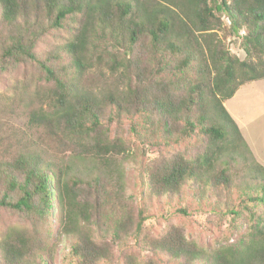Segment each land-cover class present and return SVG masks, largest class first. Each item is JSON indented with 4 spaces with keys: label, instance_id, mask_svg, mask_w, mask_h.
I'll use <instances>...</instances> for the list:
<instances>
[{
    "label": "trees",
    "instance_id": "1",
    "mask_svg": "<svg viewBox=\"0 0 264 264\" xmlns=\"http://www.w3.org/2000/svg\"><path fill=\"white\" fill-rule=\"evenodd\" d=\"M68 17L75 29L58 52L69 59L56 73L36 58L33 47L48 28L62 27ZM224 27L240 39L243 58L218 38ZM0 30V67L35 60L51 81L41 93L45 107L30 112L28 125L41 127L59 145H69L71 155L107 165L108 157L127 154L120 138H109L101 120L110 107L108 118L122 113L141 117L142 133L134 122L130 126L141 143L155 145L158 137L169 145L194 134L204 140L200 151L174 150L151 162L145 174L151 193L176 196L190 181L216 195L230 190V165L214 171L215 164L224 155L243 158L242 135L223 103L242 84L264 78V0H0ZM106 36L111 51L103 41ZM103 65L112 72L123 69L125 90H108L98 98L82 82L89 69ZM10 148L8 144L1 155L8 156L0 157V206L24 214L32 227L12 225L0 234V264H49L52 251L47 252V236L38 225L54 205L57 236L72 239L75 264H114L118 257L122 260L117 264H155L152 255L143 258L134 251L129 240L182 264H210L206 251L186 239L179 226L170 225L154 238L143 234V210L135 217L124 196H118L120 168L113 202L114 191L105 189L100 177H68L70 168L56 166L45 153ZM251 169L262 183L259 193L256 182L245 185L256 192L247 200L264 204V167ZM106 203H111L107 210ZM249 211L252 242L264 255V219ZM223 251H216L219 264L241 263L239 247Z\"/></svg>",
    "mask_w": 264,
    "mask_h": 264
},
{
    "label": "rangeland",
    "instance_id": "2",
    "mask_svg": "<svg viewBox=\"0 0 264 264\" xmlns=\"http://www.w3.org/2000/svg\"><path fill=\"white\" fill-rule=\"evenodd\" d=\"M74 27L75 23L68 17L62 27L48 28L34 44L33 52L36 58L50 66L56 73L69 59L66 54L58 52V46L70 38ZM217 35L231 53L240 58L244 57L239 46V38L226 33L225 27L218 30ZM103 41L110 50L108 36ZM143 41L145 42L141 39V42ZM123 74L124 71L120 67L112 72L104 65L95 66L86 72V81L82 84L92 89L98 98H102L108 90L116 89L117 92L125 90ZM50 83L46 73L35 60L5 63V67H0V157L8 156H1L8 144L11 147L9 150L12 151L30 150L45 153L48 160L56 166L66 165L70 168L68 177L74 176L83 180L100 177L106 183L105 189L114 191L113 202L117 201L118 188L114 184L118 179L116 169L120 168L123 185L118 196H124L135 217L137 211L143 210L144 235L154 238L163 235L170 225H176L182 229L186 239L195 242L206 251L204 257L210 264H219L218 257V260L215 257L216 251H223L224 247H239L240 264H264V255L258 253L261 246L252 242L254 235L251 231L254 222L249 215L251 210L264 219V204L248 201L247 197L255 196L256 192L247 190L245 186L256 182L255 190L259 193L258 184L262 183L260 179H254L251 168L257 164L264 167V78L242 84L235 94L223 103L242 135L239 148L243 158L230 160L224 155L215 164L214 171L225 164L230 165L232 175L230 190L216 195L208 186L190 181L183 185L178 195L171 197L157 196L150 192L145 179L146 169L151 162L167 152L184 150L190 154L200 151L204 145L200 135L182 137L178 141H171L169 145L164 144L158 137L155 145L149 141L141 143L130 129L134 122L136 131L143 132L139 127L141 117L137 114L122 113L119 117L109 116V119L107 116L109 113L111 115L109 107L105 118L101 120L108 126L109 138H120L124 147L128 149L127 154L108 157L107 165H101L92 158L73 156L69 152V145H59L51 140L41 127H32L27 122L31 111L44 106L41 93L48 89ZM110 207L111 203L105 204L106 210ZM115 213L118 214V211ZM58 219L54 205L48 218L43 219L38 225L39 231L47 236L49 248L47 252L52 251L49 264H75L70 256L72 239L65 235L60 238L57 236ZM12 225L31 228L32 221L16 210L0 206V234ZM260 244L264 246V237ZM129 246L143 258L152 255L155 264H182L179 258L169 259L160 252H147L133 245L131 240ZM113 251L115 255L119 252L116 247ZM249 253L253 255L245 261ZM44 255L47 257L48 254ZM116 260L114 264L120 263L122 258L118 257ZM99 264L109 263L101 261ZM193 264H199V261Z\"/></svg>",
    "mask_w": 264,
    "mask_h": 264
}]
</instances>
